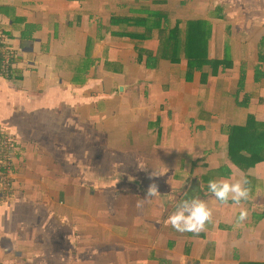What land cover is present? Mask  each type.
<instances>
[{"label": "crops", "instance_id": "crops-1", "mask_svg": "<svg viewBox=\"0 0 264 264\" xmlns=\"http://www.w3.org/2000/svg\"><path fill=\"white\" fill-rule=\"evenodd\" d=\"M128 2L0 0L21 76L18 84L0 77V126L15 138L23 176L0 203V264H264V163L237 168L220 132L248 112L264 121V81L254 79L264 71V0L161 7L173 19L208 20L209 58L231 61L203 86L200 73L187 82L168 63L137 64L133 45L111 37V14ZM89 35L101 63L83 68ZM105 48L120 74L103 70ZM241 70L255 98L237 110ZM196 99L208 120L197 118ZM229 177L247 178V201L217 202L198 235L166 223L183 200L212 206L208 182ZM151 184L159 194L145 199ZM240 207L249 212L243 222Z\"/></svg>", "mask_w": 264, "mask_h": 264}, {"label": "trees", "instance_id": "trees-1", "mask_svg": "<svg viewBox=\"0 0 264 264\" xmlns=\"http://www.w3.org/2000/svg\"><path fill=\"white\" fill-rule=\"evenodd\" d=\"M121 5L122 12H113L110 24L117 26L110 32L111 37L119 40L127 39L137 53V64L147 69H158L164 63L170 65L169 70L175 74L177 80L191 81L195 73L201 75V85H205L211 76H217L221 71L232 69L231 61L215 60L209 58L208 41L211 37L210 22L206 19L180 20L173 19L169 12L161 9L167 0H128ZM3 8V7H2ZM2 8L0 12H2ZM14 22V19L11 18ZM9 35L10 31H6ZM156 42L154 49L149 43ZM96 41L89 35L85 52L86 59L83 68L100 65L101 61L93 57V47ZM103 70L120 74L123 66L112 62L107 57V48L103 54ZM186 64L181 69L182 63ZM11 83L18 84L21 76L18 71L12 70L6 77ZM255 82L264 81V71L257 67ZM246 73L240 71V76L235 93L233 108L239 110L249 109L254 93H244ZM166 91L171 86H165ZM243 93L242 98L240 95ZM264 103L262 98L258 100ZM199 106L197 118L208 120L211 113L201 107L203 100L196 99ZM220 132L227 138L228 158L242 171L264 163V121H259L250 112L246 114L242 123L223 124Z\"/></svg>", "mask_w": 264, "mask_h": 264}, {"label": "clouds", "instance_id": "clouds-1", "mask_svg": "<svg viewBox=\"0 0 264 264\" xmlns=\"http://www.w3.org/2000/svg\"><path fill=\"white\" fill-rule=\"evenodd\" d=\"M248 183L246 177L235 181L231 177L210 180L208 189L214 198L212 206L209 202L199 198L183 200L177 205L176 211L168 217L166 223L177 232H190L198 235L205 231L207 225L212 221L213 208L217 202L224 205L231 201L234 206H240L242 201H247L250 198L251 189L247 186ZM158 194V186L151 184L147 189L145 199L156 197ZM248 216V210L240 207L238 221L243 222Z\"/></svg>", "mask_w": 264, "mask_h": 264}, {"label": "built area", "instance_id": "built-area-1", "mask_svg": "<svg viewBox=\"0 0 264 264\" xmlns=\"http://www.w3.org/2000/svg\"><path fill=\"white\" fill-rule=\"evenodd\" d=\"M0 41V77H7L15 69L19 56L1 28ZM15 148L16 142L12 133H5L0 126V203L10 201L14 188L23 177L13 157Z\"/></svg>", "mask_w": 264, "mask_h": 264}]
</instances>
